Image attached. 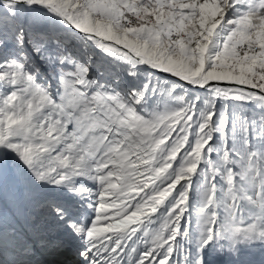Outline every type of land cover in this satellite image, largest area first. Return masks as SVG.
<instances>
[{
	"label": "snow or ice",
	"instance_id": "1",
	"mask_svg": "<svg viewBox=\"0 0 264 264\" xmlns=\"http://www.w3.org/2000/svg\"><path fill=\"white\" fill-rule=\"evenodd\" d=\"M0 264H264V0H0Z\"/></svg>",
	"mask_w": 264,
	"mask_h": 264
}]
</instances>
